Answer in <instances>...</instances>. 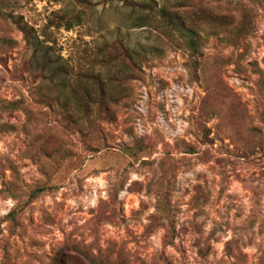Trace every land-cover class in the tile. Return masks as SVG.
I'll return each mask as SVG.
<instances>
[{
  "label": "rangeland",
  "instance_id": "rangeland-1",
  "mask_svg": "<svg viewBox=\"0 0 264 264\" xmlns=\"http://www.w3.org/2000/svg\"><path fill=\"white\" fill-rule=\"evenodd\" d=\"M0 264H264V0H0Z\"/></svg>",
  "mask_w": 264,
  "mask_h": 264
},
{
  "label": "built area",
  "instance_id": "built-area-1",
  "mask_svg": "<svg viewBox=\"0 0 264 264\" xmlns=\"http://www.w3.org/2000/svg\"><path fill=\"white\" fill-rule=\"evenodd\" d=\"M168 91L169 90H164L158 95V101L160 103H162L163 99L168 96ZM181 93L183 96L186 94L185 91H182ZM144 99V97L141 98L142 101L137 107V110L139 111V116L144 115V109L142 104ZM162 111L163 112H161V114L156 117L155 125L160 128L167 141H173L176 138L180 137L184 132V125L182 120L180 119V113L177 109H172L171 104H165L164 110ZM137 127H140V123L136 124V130Z\"/></svg>",
  "mask_w": 264,
  "mask_h": 264
},
{
  "label": "trees",
  "instance_id": "trees-1",
  "mask_svg": "<svg viewBox=\"0 0 264 264\" xmlns=\"http://www.w3.org/2000/svg\"><path fill=\"white\" fill-rule=\"evenodd\" d=\"M162 16L165 17V18H168L169 17L168 14L165 13L164 11H162Z\"/></svg>",
  "mask_w": 264,
  "mask_h": 264
}]
</instances>
